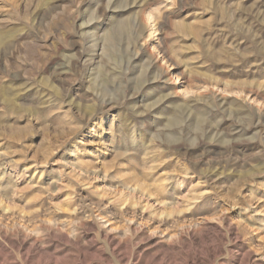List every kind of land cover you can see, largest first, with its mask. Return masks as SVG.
<instances>
[{
	"label": "rangeland",
	"instance_id": "1",
	"mask_svg": "<svg viewBox=\"0 0 264 264\" xmlns=\"http://www.w3.org/2000/svg\"><path fill=\"white\" fill-rule=\"evenodd\" d=\"M0 264H264V0H0Z\"/></svg>",
	"mask_w": 264,
	"mask_h": 264
},
{
	"label": "bare ground",
	"instance_id": "2",
	"mask_svg": "<svg viewBox=\"0 0 264 264\" xmlns=\"http://www.w3.org/2000/svg\"><path fill=\"white\" fill-rule=\"evenodd\" d=\"M120 24H121V23H120ZM118 25H119V24H118ZM118 25H117V27H118ZM121 25H122V24H121ZM123 25H124V24H123ZM117 27H116V28H117ZM119 27H120V25H119ZM119 27H118V28H119ZM121 28L123 29L122 26H121ZM125 28H126V27H125ZM125 28H124V29H125ZM119 30H120V29H119ZM117 32H118V30H117ZM117 32H116V33H117ZM117 34H118V33H117ZM108 42H110V41H108ZM110 47H111V46H110ZM110 47H109V48H110ZM83 58H84V57H83ZM83 58H81V59H83ZM83 63H84V62H83ZM80 66H81V65H80ZM196 122L199 123L200 120L197 118ZM177 123H178V119H177V118H174L173 120H171V125H176ZM179 127H180V126H179ZM206 129H207V127H206ZM170 130L173 131V130H175V129H170ZM178 130H179V129H178ZM178 130H177V131H178ZM79 132H80V131H79ZM75 135H76V134H75ZM82 136H83V135H82ZM206 137H207V136H206V132H205V131H204V132H201V134H200L199 136H197V141H196V144H197V145H195V146H198V147H199V146H206V147H208V146L213 145V143L208 142V141H205V138H206ZM172 139H173V138H172ZM176 143H179V142H176ZM89 144H90V143H89ZM77 145H78V144H77ZM91 145H92V144H90V146H91ZM184 145H185V144H184ZM90 146H89V147H90ZM191 146H192V145H191ZM191 146L188 145L189 148H191ZM206 147H205V148H206ZM193 148H194V147H193ZM75 150H76V149H75ZM89 150H90V149H89ZM178 150H179V149H178ZM79 163H80V162H79ZM79 163H78V164H79ZM83 163H84V162H82V165H83ZM84 166H85V165H83V169H81V170L87 172V168H86L87 165L85 166L86 169H84ZM79 167H80V166H79ZM81 167H82V166H81ZM130 180H131V179H130ZM127 182H128V181H127ZM166 183H167V182H166ZM164 184H165V183H164ZM164 184H163V185H164ZM142 186H144V185H141V186H138V185H137V186L133 187L132 190H135V191H141V190H144V189L142 188ZM146 186H147V185H146ZM153 189H154V187H153ZM150 190H152V189H150ZM254 210H255V209H254Z\"/></svg>",
	"mask_w": 264,
	"mask_h": 264
}]
</instances>
